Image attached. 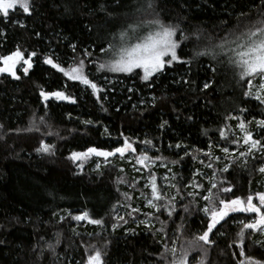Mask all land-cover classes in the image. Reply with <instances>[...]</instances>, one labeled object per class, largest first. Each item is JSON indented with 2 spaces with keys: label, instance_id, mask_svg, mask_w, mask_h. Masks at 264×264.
Segmentation results:
<instances>
[{
  "label": "trees",
  "instance_id": "1",
  "mask_svg": "<svg viewBox=\"0 0 264 264\" xmlns=\"http://www.w3.org/2000/svg\"><path fill=\"white\" fill-rule=\"evenodd\" d=\"M252 2L155 0V13L165 24H179L189 32L202 29L213 36H223L237 25L241 9L251 11L252 18H256L257 11L249 8ZM260 2L255 0L257 4ZM32 5L31 15H26L19 6L10 10L11 20H23L25 28L11 20L0 21V29L4 31L0 36V56L10 54L17 45L21 50L38 54L28 76L19 71L17 75L21 78L17 80L0 73V241L3 242L0 264H85L92 246L102 253L103 264H164L159 259V254L166 252L164 240L171 246L175 239L179 249L181 243L206 227L203 213L197 210L205 201L187 194L196 190L181 188L183 199L177 197L174 205L168 198L162 201L175 207L179 215L169 218L167 212H155L146 216L145 213L153 211L145 206L142 197L145 194L151 197L150 186L145 187L149 181L148 168L140 167L135 160L127 162L115 157L98 166L91 161L79 169L70 154L89 146L110 149L116 138L122 144L123 137H128L138 150L133 153L136 156L144 148L140 142L152 140L154 147L148 150V155L162 158L150 166L158 187L161 188L163 174H175L177 181L164 180L163 192L175 196L177 190L168 187L170 182L182 185L198 180L203 185L199 191L204 194L210 187L213 171L228 161L223 159L219 148H212L213 159L220 157L222 162L216 163L214 169L207 168L200 163L207 157L196 149L208 151L210 142L218 141L238 156L243 145L220 141L218 129L227 123L240 135L235 127L238 121H226L225 117L229 113L240 115L238 109L244 107L248 111L243 118L253 121L248 127L254 138L261 139L264 132L257 129L255 120L264 119V104L252 92L250 97L243 95L252 86L238 83L229 67L217 65L218 71L213 74L210 57H195L192 44L181 52L185 59L192 58L191 64L167 68L151 80V86L138 76L101 75L88 65L98 76L95 82L106 89L98 95L107 99L97 102L90 88L85 90L78 81H69L43 64V56L54 53L67 67L72 58L82 59V52L88 49L94 53L92 59L98 65L107 59L99 46L107 48L106 41L112 38V33L140 17L151 18V9L137 11L147 7V0H122L120 6L116 0H32ZM72 44L77 45L76 52L70 47ZM183 80L194 83L186 84ZM208 80L214 82L202 92L200 89ZM259 81L256 77L253 84ZM41 89L66 91L76 102L55 98L45 101L40 96ZM88 120L92 123L85 124ZM163 121L167 124L161 128ZM29 128L32 130L27 131ZM202 130H207V135ZM41 140L53 145L50 152L35 150ZM178 142L185 147L176 148ZM185 151L190 154L184 156ZM180 156H184L183 161L173 164ZM247 160L246 168L234 165L228 173L215 177V182L226 178L234 185L229 198L264 191V175L256 170L264 161L259 158L253 161L251 157ZM197 170L202 173L200 177L193 176ZM133 208L140 211L128 215ZM85 212L92 219L102 218L104 223L97 226L87 220L72 219ZM118 216L124 220L115 219ZM233 216L234 219L226 218L227 222H222L215 234H210L215 243L205 246L208 255L204 264H238L244 257L264 263V243H254L264 241V235L246 230L241 243L237 233L242 225L236 221L247 222L250 218L247 214ZM182 218L184 228L178 233L177 225ZM113 224L117 225L115 229ZM241 251L244 255H240ZM166 256L172 258L170 252ZM199 259L198 251L192 254V264Z\"/></svg>",
  "mask_w": 264,
  "mask_h": 264
},
{
  "label": "snow or ice",
  "instance_id": "2",
  "mask_svg": "<svg viewBox=\"0 0 264 264\" xmlns=\"http://www.w3.org/2000/svg\"><path fill=\"white\" fill-rule=\"evenodd\" d=\"M122 0H116L117 6H120ZM17 6L23 10L26 15H31L32 0H0V21L11 20L10 10H14ZM155 0H147V7L137 9V11H147L151 9L149 13L151 18L140 17L129 22L125 27L121 28L118 32L112 33L111 39L106 41L108 47L103 45L99 46V51L105 57L106 60L97 65L96 60L92 57L94 53L91 50L85 49L82 52V59L76 61L72 58V63L67 67H64V61L56 56L54 53L45 54L43 56V64L50 66L58 73H62L64 77H67L69 81H78L80 85L85 86V90L91 89V94L96 97L97 102H101L107 97H102L98 93L104 92L106 89L101 87L95 82L98 79L94 73L91 72L88 65H91L96 69V73L101 75L105 73H123L138 76L142 82H148L151 86V80L156 77L162 71L167 68H171L176 64H191L192 58L185 59L181 55L183 49L188 45H193V53L195 57H210L211 70L213 74L218 71L217 65L229 67L237 79L238 83H247L250 88L253 85V79L259 77L261 80L260 88L264 89V0L260 3H255V0L249 5L250 10L255 9L257 16L255 19L251 16V11H244L241 9L239 16L237 17V25L230 28L223 36H213L206 33L202 29H193L192 31H186L181 29L179 24H165L159 18V14L155 13ZM107 11V9H104ZM111 14V13H109ZM13 24H18L19 27L25 28L26 25L23 20H11ZM226 23V22H225ZM4 35L3 29H0V36ZM39 36V33H36ZM73 52H76L77 45H70ZM38 54L36 51L28 52L27 49L21 50L19 45L8 55L0 56V62L3 67H0V73H7L14 79H20L17 75L19 71H22L24 76L29 75V70L33 67V58ZM107 82V76L105 77ZM214 81L208 80L204 82L203 87L200 89L202 92L209 89ZM183 83H194L190 80H183ZM67 84L65 85V89ZM133 89H129L132 91ZM245 97L252 95L250 90L243 92ZM40 96L43 100L47 101L49 98L54 97L56 100H68L72 103L76 102V98L66 95V91H45L41 89ZM264 104V99L259 95L255 97ZM240 115H232L229 113L225 120H237L236 128L239 130L240 135L232 131L230 126L225 123L219 129L220 141L225 143H231L234 145H243L245 151H239L238 156H234L227 146H222L220 142H210L209 150L196 149V152L201 153L207 160H201L200 163L205 167L214 169L216 163H220V157H214L212 148H219L223 153V159L228 163L218 170L213 171V177L210 178V187L204 194L200 193V189L203 185L198 181H189L187 184L169 183V188H176V195L169 196L168 193L162 191L158 187L157 178L150 171V163L154 164L155 161L162 159L161 157H149L148 150L154 147L152 140L141 141L144 145L143 149H139V155L134 158L138 164L146 166L149 170V183L145 187L150 186L151 199H146V206L153 211L145 213L146 216H153L155 212L164 213L167 212L169 218H172L174 214L179 215L175 207H170L162 203L165 198H168L172 204L176 203L177 197L183 199L181 196V188L187 190L189 188L196 191H188V196H198L199 199L205 201L203 207H199L198 212L203 213L206 220V227L200 232L193 234L192 239L185 240L180 244L179 249L175 246L177 241L173 239L171 246H168V241L164 240L163 244L166 248V252L159 254V259L164 261V264H192V254L195 252L200 253V259L198 264H204V260L208 255L207 248L205 246L214 245L215 241L210 238V234H215L218 231V226L222 225V222L226 223V218L234 219L233 214H254V218L245 222V220H237L236 222L241 224L237 236L240 242L246 238V230H251L252 233H260L264 235V192H256L254 195L249 194L246 199L240 196L229 195L234 191V185L227 181L226 178L221 179L219 182H215V177L219 173H228L230 168L234 165H241L243 167L248 166V157H251L253 161L258 158L264 161V137L261 139L254 138L253 131L249 129L253 121H246L243 116L248 111L244 107L238 109ZM192 119V117H188ZM85 124H91L92 121H84ZM167 124V121H163L160 125L161 128ZM257 129L264 132V119L255 120ZM31 131L32 129H26ZM39 130V129H37ZM107 132L108 130L105 129ZM203 135H207V130H202ZM123 137V133L120 134ZM53 145L46 144L43 140L40 141L39 147L35 150L38 153H48L51 151ZM172 147V145H170ZM178 149H183L185 145L178 142L175 145ZM138 150L133 147V142L128 137H123V143H120V138H116V143L110 149L101 148L99 146H89L84 151H73L70 154V158L74 161L85 160L91 156L104 157L105 159L113 156H119L124 158L126 153H136ZM257 153L259 156H257ZM190 153L185 151L184 156H188ZM184 156H180L178 161H172L173 164L183 161ZM192 158L197 159L196 155ZM260 174L264 175V162L259 164L256 169ZM171 172V169H168ZM201 171L197 170L193 173V176L200 177ZM164 180L177 181L175 174L171 176L162 177ZM228 186L225 187L224 185ZM127 195V194H125ZM254 199L258 203L254 202ZM161 202V203H158ZM140 209L133 208L131 212L127 213L132 215L133 212H139ZM184 211H188V207L185 206ZM159 218L158 216L156 217ZM63 219V217H61ZM73 220L83 221L87 220L89 223L100 226L104 223L103 219H92L88 213H81L80 215L72 216ZM118 220H124L123 216L115 217ZM165 223V222H162ZM116 224L112 225L115 229ZM184 228L183 218L182 222L177 225L176 232H181ZM163 231V229H160ZM224 235V233H220ZM91 235V234H89ZM0 243H3L0 241ZM57 243H59V234H57ZM256 244L264 243V241H254ZM231 247V245H229ZM49 248H54L53 245H49ZM170 252L172 258L167 259L166 253ZM240 255H244L241 251ZM102 253L97 249L87 256V264H103ZM251 261L252 258L248 257ZM238 264H243L242 261ZM259 264V262H255Z\"/></svg>",
  "mask_w": 264,
  "mask_h": 264
},
{
  "label": "rangeland",
  "instance_id": "3",
  "mask_svg": "<svg viewBox=\"0 0 264 264\" xmlns=\"http://www.w3.org/2000/svg\"><path fill=\"white\" fill-rule=\"evenodd\" d=\"M1 64H0V67H3V64H2V62H0ZM253 81H254V79H253ZM260 84H261V80L259 81V82H256V83H254L253 85H252V88H251V92L253 93V95H254V97H256L257 95H259L261 98H264V89H261L260 88ZM51 98H54V97H51ZM243 147V151H245L246 149H245V147L244 146H242ZM232 153H234V152H232ZM140 154V153H139ZM138 154V155H139ZM149 156V155H148ZM115 157H117L118 159H122V158H120L118 155L117 156H113V157H109V158H107V159H105L104 157H96V156H91V157H89V158H87V159H85V160H77V161H75L76 163H77V165H78V168L79 169H82L87 163H89V162H91V161H94V163H95V166H98V165H100V164H102V163H105V162H107V161H109L110 159H112V158H115ZM135 155L133 154V153H126L125 154V157H124V159H125V161H130V160H135ZM150 157V156H149ZM136 161V160H135ZM155 164V163H154ZM154 164H151L150 163V165H149V167L151 166V165H154ZM140 165V167H142V165L141 164H139ZM146 167V166H145ZM136 170H141L140 168H136ZM166 175L165 174H163V177H165ZM149 183V181L148 182H146L145 183V185L146 184H148ZM165 181H164V179H162L161 180V182H160V186H161V188L163 189V190H166V188H164V185H165ZM262 192H264V191H262ZM145 196H147L146 194L145 195H142V197L145 199ZM247 197V196H246ZM246 197H242L243 199H246ZM147 198L148 199H151V197H149V196H147ZM254 202L255 203H258V201H256L255 199H254ZM205 204V203H204ZM145 206H146V199H145ZM204 206V205H203ZM76 215H80V214H76ZM248 216H249V218H250V220L251 219H253L254 218V214H247ZM98 248H96V247H93L92 246V248H90V252H89V254H91L92 252H94L95 250H97ZM88 254V255H89ZM242 262H243V264H255V262H257V260H254V259H252L251 261H249L248 260V257H244L243 258V260H242ZM259 262V261H258ZM85 264H87V259H86V261H85ZM196 264H198V263H196ZM259 264H264V263H262V262H259Z\"/></svg>",
  "mask_w": 264,
  "mask_h": 264
}]
</instances>
